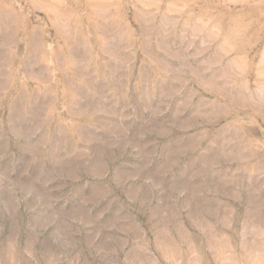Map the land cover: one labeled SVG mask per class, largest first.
I'll list each match as a JSON object with an SVG mask.
<instances>
[{"label":"rangeland","instance_id":"374dc122","mask_svg":"<svg viewBox=\"0 0 264 264\" xmlns=\"http://www.w3.org/2000/svg\"><path fill=\"white\" fill-rule=\"evenodd\" d=\"M0 264H264V0H0Z\"/></svg>","mask_w":264,"mask_h":264}]
</instances>
